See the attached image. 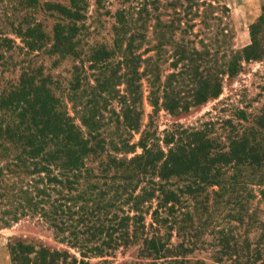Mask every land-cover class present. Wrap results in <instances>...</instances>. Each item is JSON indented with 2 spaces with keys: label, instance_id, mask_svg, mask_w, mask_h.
<instances>
[{
  "label": "trees",
  "instance_id": "1",
  "mask_svg": "<svg viewBox=\"0 0 264 264\" xmlns=\"http://www.w3.org/2000/svg\"><path fill=\"white\" fill-rule=\"evenodd\" d=\"M14 1L0 17V229L34 220L79 256L12 239V261L123 264L110 258L138 245L136 264H206L200 251L264 264V105L157 124L264 59V13L236 48L220 0Z\"/></svg>",
  "mask_w": 264,
  "mask_h": 264
},
{
  "label": "rangeland",
  "instance_id": "2",
  "mask_svg": "<svg viewBox=\"0 0 264 264\" xmlns=\"http://www.w3.org/2000/svg\"><path fill=\"white\" fill-rule=\"evenodd\" d=\"M91 8L95 0H89ZM168 0H164L166 3ZM222 4L230 8L229 18L224 19V22H229L230 28L233 29L234 39L233 43L236 48L244 47L252 42L250 25L255 23L258 18L264 13V0H220ZM15 1L0 0V17L4 12L12 10ZM13 4V5H12ZM117 6V5H116ZM115 6V7H116ZM114 7V9H115ZM171 7L166 6L164 10ZM41 16V14H39ZM42 17V16H41ZM166 19V18H165ZM0 19V26L2 24ZM5 25V23H4ZM3 26V25H2ZM4 27V26H3ZM198 28V26H197ZM7 35L17 40L20 45V38L12 32V27L6 23L4 27ZM51 61V60H50ZM47 59L46 65L52 64ZM71 61L65 60L59 67H54L53 73H63L65 75L67 69H70ZM10 75V73H6ZM144 108L145 117L144 123L148 121V115L151 113L153 107L147 100V87H144ZM264 105V59L252 60L244 62V68L241 73L235 77L226 76L224 81L223 92L218 99L210 100L208 103L193 107L189 112L182 113L177 118L171 117L168 113L162 110L157 116V124L163 129L174 120H179L186 125H197L202 120L210 119H229L233 118L235 123L239 120L236 119L234 114L238 109H245L248 113H256ZM221 121V120H220ZM138 138V136H137ZM136 138V139H137ZM256 189H258L256 187ZM258 193V192H257ZM260 197V196H259ZM256 198L252 202V207H264L260 202V198ZM148 223L151 222V217L148 215ZM12 239H22L26 242L33 244L43 245L49 249H70V251L79 256L76 249L70 248L66 242L61 241L55 236L52 229L46 225L35 223L34 220L24 218L21 221L14 223L11 227L0 229V264H15L12 261L8 249V243ZM176 237L173 242H177ZM196 255L206 260V264H217L212 258L209 251H200ZM139 246H133L127 251H117V254L110 259L115 262L123 264H136L139 259Z\"/></svg>",
  "mask_w": 264,
  "mask_h": 264
}]
</instances>
